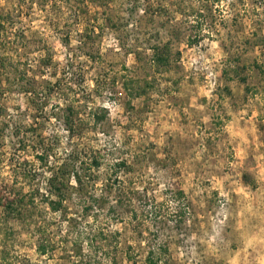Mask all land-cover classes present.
<instances>
[{
	"label": "rangeland",
	"instance_id": "rangeland-1",
	"mask_svg": "<svg viewBox=\"0 0 264 264\" xmlns=\"http://www.w3.org/2000/svg\"><path fill=\"white\" fill-rule=\"evenodd\" d=\"M0 16V194L99 164L80 193L62 178L60 212L0 208V264H264V0H0Z\"/></svg>",
	"mask_w": 264,
	"mask_h": 264
},
{
	"label": "trees",
	"instance_id": "trees-1",
	"mask_svg": "<svg viewBox=\"0 0 264 264\" xmlns=\"http://www.w3.org/2000/svg\"><path fill=\"white\" fill-rule=\"evenodd\" d=\"M0 33H1V30H0ZM42 147H44L43 142H42ZM49 158H50V154L48 150L46 151L44 149L41 150V152L37 154L36 156V159L40 163L41 166H44L45 162H47ZM75 167H76L75 165L74 166L71 165L68 168L66 164H62L59 167L55 166L51 170L49 169L48 170L49 177L46 179L44 183L45 185H47V190H45L44 192H41L38 186L36 187L35 190L30 191V193H28L29 196L26 195L27 197L23 196L22 193L19 192V194H17V198H15L13 185L6 186V189L3 190V192H1L0 194L1 195L0 196V208L10 211V212L14 211V212L19 213L23 205L25 206L28 205L27 204L28 202L32 204L35 198L39 197L40 201L43 202L45 205H47L52 212H60L62 209L63 202L66 199L65 190L61 188V186H64V183H65V182H61L62 178L67 177L68 179L69 178L73 179V182L77 186L75 190L76 192H79V193L85 190L87 185H90V187H93L94 185H96L95 182L97 181L98 177L92 172L94 169H97L99 167V164L96 161L92 160V162H90L87 168V171H89L87 176H82L81 173L75 169ZM71 182L72 181H70V183ZM68 187H72V186H68ZM11 194L14 196H11ZM53 197H56L58 200L57 201L53 200L52 199ZM40 254L45 255L46 250L43 248L40 251ZM67 264H80V263L78 261L72 262L70 259L68 260Z\"/></svg>",
	"mask_w": 264,
	"mask_h": 264
}]
</instances>
